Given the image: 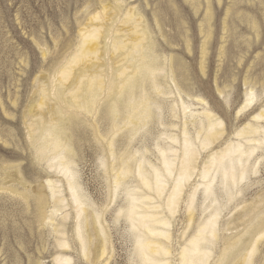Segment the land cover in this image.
<instances>
[{
	"label": "rangeland",
	"instance_id": "1",
	"mask_svg": "<svg viewBox=\"0 0 264 264\" xmlns=\"http://www.w3.org/2000/svg\"><path fill=\"white\" fill-rule=\"evenodd\" d=\"M142 36L147 57L157 59L158 82L165 95L159 96L147 84L145 90L155 103L151 119H134L132 126L119 125L122 130L112 134L113 103L119 104V112L127 108L122 111L126 115L135 103L130 95L117 97L118 88L110 94L107 87L110 79L119 80L122 66H130L123 57L127 52H118L115 42L118 39V46L126 49ZM100 78L106 89L98 106L90 112L77 107L76 93L82 87L78 95L82 103L88 99L87 89ZM141 90L136 89V104ZM250 98L253 101L246 107ZM209 112L219 117L224 128L223 135L206 147L196 141L199 126L194 121ZM121 113L118 124L126 120ZM260 115L264 117V0H0V264H56L62 252L72 258V264H145L136 243L140 231L132 229L125 214L126 192L142 191L137 181L140 161L148 164V172L152 165L163 169L159 149L167 147L180 150L174 155L179 160L173 178L159 192L156 188L142 191L150 196L145 213L169 223L168 228L160 227L166 236L154 235L170 252L163 260L184 264L183 252L201 232L200 226L220 212L217 236L204 243L212 252L208 264H246L256 242L258 249L250 264H264V118L257 119ZM249 125L258 129L257 134H249ZM185 128L196 141L197 163L193 177L182 182L174 199ZM49 131L59 135L72 152L70 167L81 187L86 205L82 208L95 221L97 212L100 217L98 236L92 228L88 232L106 243L107 254L97 263H93L94 255L86 258L81 249L77 235L81 208L72 196L70 173L54 153L42 152ZM109 138L115 140L119 156L115 161ZM239 144L256 148L248 162L252 171L233 185L236 189L221 185L218 174L212 185L215 196L206 198L205 184L210 179L203 177V170L214 155ZM135 152L141 154L135 156ZM122 156L133 169L129 166L131 174L125 179H131L129 184L122 180L124 187L118 188L115 177L124 168L118 161ZM113 166L119 169L114 171ZM50 184L61 191L55 198ZM56 228L65 229L67 251L58 247L56 240L61 237ZM226 249L229 256L224 262Z\"/></svg>",
	"mask_w": 264,
	"mask_h": 264
},
{
	"label": "bare ground",
	"instance_id": "2",
	"mask_svg": "<svg viewBox=\"0 0 264 264\" xmlns=\"http://www.w3.org/2000/svg\"><path fill=\"white\" fill-rule=\"evenodd\" d=\"M150 40L152 41V39H150ZM117 41L118 42H115V46L117 48V51L118 52H122V51L127 52L126 55H123V57H125V59H124L125 62H127L128 64L130 63V66L129 67L126 66V65L125 66H122V68L118 72V74H119L118 75L119 80L116 81V79H110L109 80V84L107 85V87L110 90V94L111 93L113 94L114 91L118 88L117 89L118 90V95H116L117 97L119 96V98H120V96L125 97L124 95H130V97H132L133 100H135V103L132 102V104H131V110H129V111L127 110V112H126L127 115L124 112H122L123 110H125L127 108H124L123 110H121V112L126 115L124 117V120L125 119L126 120L123 121V123L118 124V118L121 117L119 115V113H121V112H119L120 111L119 108L117 110V107L116 106L117 105L119 106V104L111 102L113 104H116L110 110L111 111V115H112V120H113V121H110V122L113 123V127L111 126L112 127V132H113L112 134H115L118 131L122 130L121 127L120 128L118 127L119 125H122L123 124V126L124 125L127 126V124H129V125L132 126V121H134V119H136V120L138 119L139 121H141L143 119H148V120H149V118L151 119L152 108H153V104L155 105V103H151V99L149 98V95L147 94V92L145 90L147 84H149L151 86L152 90L155 93H157L159 96L160 95H165L164 89L162 88L163 86L161 87V83L158 82V79H159L158 74H161V73H158V71H161V70H158L159 68L158 69L156 68V65H155V62L154 61L155 60L157 61V59H155V60L153 59L152 60L151 58L147 57L148 56L147 55L148 53L146 51L148 49L144 45V42H146L145 36H142V39L138 42V44L131 45V47H127L126 49L125 48L124 49L122 48L123 45H121V47H119L118 46V43H120V42H119L118 39H117ZM151 45H153V44L151 43ZM152 50H151V52H152ZM158 60H159V58H158ZM160 68H161V66H160ZM130 70H132V71L131 72H128ZM137 88H142L141 91L143 93L141 94V100H140V102L136 104L137 98L135 99V97H137V93H136V96H135V92H136V89ZM105 89H106V83H105V81L103 79L100 78V80L99 81H96V83L93 85L92 88H88L87 89V93L85 95V98L87 97L88 99H82L83 101L81 103L80 100H79V97H78L79 93L83 90L82 87H81L80 90L76 93V96L74 98L77 101V103H76V104H78L77 107L86 109L87 111L90 112V108L91 109H94L96 106H98L97 105V103H99L98 102L99 101L98 99H100L99 97L102 95V93H103V91ZM147 90H149V88ZM137 92H138V90H137ZM138 93L140 95V92H138ZM151 95H150V97H151ZM127 97H129V96H127ZM251 98L247 100V103L245 105L246 107L249 105V103H251L253 101V99H251ZM122 99H121V101H122ZM110 100H111V97H110ZM128 100H129V98H128ZM129 102L131 103V101H129ZM129 102H127V104H129ZM121 104H125V103L123 102ZM156 105H158V104H156ZM108 108H109V106H108ZM186 109L187 108H185V110ZM153 110H155V108H153ZM92 112H93V110H92ZM190 112L191 111H189L188 113L190 114ZM108 113H110V112H108ZM173 113H174V111H173ZM176 115H178V114H176ZM184 115H186V114H184ZM193 116L194 115H192L190 117L193 118ZM262 117L263 116L260 115V116L257 117V119H261ZM218 118L215 117V116H213L209 112L208 114H205V116L203 118H201L199 121H197V120H196L197 122L194 121V124L195 123L196 124L198 123L197 126H199L198 127V130L196 131V141L201 142V145H204V146L208 147L211 144H213L215 141H217L220 136L223 135V132H221V131L223 130L224 125H223V123ZM119 121H120V119H119ZM124 122H125V124H124ZM192 122L193 121H191V124H193ZM140 123L143 124V122H140ZM146 123L148 124L149 122H146ZM194 124H193V126H194ZM186 125H187V123H185V126ZM145 126L147 127V125H145ZM134 127H136V126H134ZM138 127H137L138 129H141V126H138ZM248 127H249L248 130L250 131L249 132L250 135L257 134L258 129L252 128L251 125H249ZM174 128H175V126H174ZM132 130H133V128H132ZM242 131L244 132V130H242ZM127 133L129 134V132H127ZM239 133H240L239 135L241 137H242V135H244L241 132H239ZM136 135H137V133H136ZM132 136H134V135H132ZM242 138H245V137L243 136ZM47 139H48L47 140V145L43 146L42 152L54 153L55 154V158L56 159H59L60 162L63 163L62 165L65 167L64 170L68 174L70 173V179H69L70 181H69V184H70L71 192L73 194L72 196L75 198V203L78 204V205H80L79 207L81 208L80 211H79V221H78V225H77V233L78 234L77 235H78L79 242L81 243L82 252H83V254H84V256L86 258L91 257V255L92 256L94 255V259L95 260L93 259L94 262L93 261L92 262L93 263H97V262L101 261L102 258L107 254V249H106V246H105L106 243H104V240L98 241V239H97L98 237H94V236L91 237L90 234H88L89 228L90 229L92 228L94 234L96 236H98V230L96 228V224H99L100 225V222H99L100 217L98 215V212L96 213V221H95V219L92 216L89 215L88 211L85 210L84 208H82V206L85 205V202H84V199L83 200L81 199V198H83V197H81L82 193L80 195V192H79V190H81V189H78V188H81V187H78L77 186L75 177H74V175L71 172V167L70 166H71V164H73L72 163L73 162V159H72V161H71V159H69V156L72 153V152H70L71 150L69 149V147L63 142V140L60 138L59 135H58V137H55L52 134L51 131H49L47 133ZM174 139H172V140L173 141H176V143H177V139H175V140ZM107 140H108V147H109L110 155L113 158L112 160L115 161L116 160L115 156L116 157L118 156V154L115 155V153H116L115 152V148H114L115 147L114 146V144H115L114 141L115 140L112 139V138H109ZM132 140H133V138H132ZM196 141L190 135V133L187 130V128H185L183 130V143H184V146H183V149H182L183 150V155L181 154L182 155V159H181L182 161L179 162V163H181V169H179V172H180L179 179L180 180H178L177 181V184H175V189H174V192L175 193L172 194L173 196L171 198H173V197H174V199H175V197L177 198L178 197V190H180L182 188L181 187L182 182L184 181L183 182V184H184L186 182V180H188V179H190V178L193 177L192 172H194L195 163H197L196 161H194V156L197 155V150H198L197 147H196ZM249 142L250 143H253L254 141H252V142L249 141ZM258 142H260V140ZM42 143H44V141ZM177 145H178V143H177ZM169 146H171V145H169ZM260 150H261V148H260ZM178 151L180 152V150H178ZM178 151L176 149H174V147H169V148L167 147V150H165V148L159 149V153L161 154L160 155L161 156V164L163 165V169L158 168V167H155V166L152 165L150 167V169H151L152 172H148L149 170L146 171L147 170L146 169V166L148 164L145 166V164H143L140 161L141 158H142V156L140 157V160L137 159L138 161H140L139 162L140 164H138L139 166H138V171H137V175H138V178L140 180L138 179L137 181H141V182H138V185H139V183H141L140 185H142V187L144 189H146L145 190L146 192H147V190L149 192L150 191L153 192V190H155V188H156V190L158 192L161 191V188L164 186V184L167 183L169 181V179L173 178V175H174V173H175V171L177 169V168H175V164H176V162H177L176 160L178 158L176 159L175 156L177 155V152ZM255 151H256V148H254V147H252V149L251 148L250 149H248V148L246 149L245 146H243L242 144H239L237 146L227 147V149L226 150L224 149L223 152H219L220 154L214 155L211 158V162L209 161L210 162L209 166L206 169H204L203 172H202L203 177L205 179H208V178L210 179V181L207 184H205L206 188H205V193H204L205 195L204 196H206V198H211V196H215V194H214V189L215 188L212 185H213V183H215L218 174H220L222 176L221 185H222V183H223V185L230 184V185H232L231 186L232 188H230V189H233V187L235 185H237V183H238L239 180H241V181L242 180H245L247 178L248 174L252 171L251 170L249 172V164H248V162H249L250 158L254 155ZM126 152H127V150H126ZM139 153L140 152L136 153L135 156H137V154H139ZM129 155H130V153H129ZM129 155L127 154V156H129ZM135 156H131L130 158L129 157L128 158L131 161H133L132 159H134ZM118 161L120 163H122L121 165H124V168L121 169V173H118V175L115 177L116 178L115 179L116 187L119 188L120 186H123L122 180H124V185H125V182L128 185L129 182L131 181V179L129 180V182L128 181H125V179H126V177H129L128 176L129 174H131L130 167L132 165L130 164L131 165V166L129 165L130 167L127 165V162L128 161H127V159L125 160V156L120 157ZM118 161H117V163H118ZM145 161L147 162V160H145ZM120 163H118V164L120 165ZM113 164H116V163L113 162ZM136 164H134V165H136ZM151 164H153V163H151ZM125 165H127L126 168H125ZM144 167H145V169H144ZM251 167H253V166H251ZM116 168L113 166V170L114 171H115ZM118 169H116V170H118ZM130 177H133L134 178V176H130ZM136 178H137V176H136ZM128 179L129 178H127L126 180H128ZM219 179H221V178H219ZM54 187L55 186H53V184H50L52 198L57 197V195L59 194V192L61 193V191H59L58 189H55ZM139 187L141 188V186H139ZM139 187L137 189H139ZM228 187H230V186H228ZM143 188H142V191L145 192L143 190ZM223 189H226V188H223ZM230 189H226V191L227 190H230ZM234 189H236V188L234 187ZM132 191L130 190L128 192V190H127L128 194L126 192V196H128V198H125V199L129 200V202L127 204L128 207H125V209H126V211H125L126 213L125 214H126L127 218L130 220V222H131V224L133 226L132 229L134 228V231L135 230L140 231V235L137 236V240L135 239L136 240V243L138 244L139 259L141 258V261H143L145 264L146 263H151V264H168V262L165 261V259L163 260L162 257H165V256L169 255L170 252H169V250L167 249V247L165 245L163 246L161 242H158L159 239H157V238L155 239L154 235L155 234L158 235L159 236L158 238L163 237V236H166L167 235V231H164V229L166 227L167 228L169 227V223L166 220H165V222H163L157 215H151L149 213L148 214L145 213V211H144L145 207L144 206L147 204V200L149 199L150 196L148 195L149 196L148 197L146 194H143L140 189H139L140 192L137 193L138 191L136 190L137 191L136 193L137 194H140L141 193V194H143V196H141V194L140 195L135 194V190H132ZM157 191H155V192L157 193ZM228 192H230V191H228ZM227 194L230 195L229 193H227ZM233 195H235V194H233ZM230 198H232V197H230ZM234 198L235 197H233V199ZM57 200H61V199H57ZM62 201H63V199H62ZM62 201H59L60 204L64 202V201L63 202ZM215 202H217V201H215ZM191 203H192V205H194V197L191 199ZM212 204H213V202H212ZM204 206H206V205H204ZM209 207H210V205H209ZM123 209H124V207H123ZM219 211H221V210H219ZM219 213L220 212H218V213L215 212L214 214H211L210 217H209V219H208V221L206 223H203V225L200 226V231L201 232L199 234H197L196 237L189 242V246L184 250L183 256H182V259H183L184 264H208V259H209V256L211 255L212 252H211V250H208V249H211L210 247L208 249L206 248L208 246L205 245V247H204V243L205 244H208L207 241L210 240L209 237L215 238L217 236L216 225H217V220H218V214ZM125 214L123 215V217H125ZM50 223H52V221ZM161 226L164 227V229H161L162 228ZM99 229H100V227H99ZM64 230L65 229H62V231H61L60 229H57L56 228L54 231L56 232V234H58L61 237V239L56 240L58 242V247L61 248V249H64L63 251H65V250L67 251L69 249V244L65 240V232H64ZM100 233L102 235H105L104 230L102 229V227H101ZM262 239H263V237H262ZM214 241L212 240V242H214ZM257 243L258 242H256L252 246L251 253H249L250 255L247 256L248 253L245 255V256H247L245 258V263L246 264H250L251 263L252 256L254 255L255 252H257L256 251V249H258L257 248L258 247L257 246L258 245ZM242 250L244 251V249H242ZM228 252H229V249H226L224 251V253H223L222 257H221V260H224L227 257ZM244 253H246V252H244ZM225 261H226V259L224 260V262ZM55 263L56 264H72V258L67 257L62 252V253L58 254V256L55 258Z\"/></svg>",
	"mask_w": 264,
	"mask_h": 264
}]
</instances>
